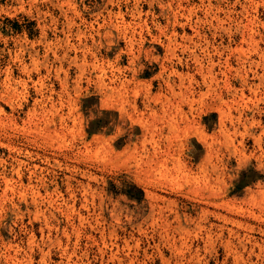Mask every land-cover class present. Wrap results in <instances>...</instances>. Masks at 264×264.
<instances>
[{"label": "rangeland", "instance_id": "374dc122", "mask_svg": "<svg viewBox=\"0 0 264 264\" xmlns=\"http://www.w3.org/2000/svg\"><path fill=\"white\" fill-rule=\"evenodd\" d=\"M263 57L264 0H0V264H264Z\"/></svg>", "mask_w": 264, "mask_h": 264}, {"label": "bare ground", "instance_id": "6f19581e", "mask_svg": "<svg viewBox=\"0 0 264 264\" xmlns=\"http://www.w3.org/2000/svg\"><path fill=\"white\" fill-rule=\"evenodd\" d=\"M210 1V0H209ZM218 3V2H217ZM237 4V3H236ZM151 6V5H150ZM183 6V5H182ZM203 13V12H202ZM68 16V15H67ZM188 24V23H187ZM134 25V24H133ZM140 26V25H139ZM243 29V28H242ZM131 30V29H130ZM98 31V30H97ZM198 31V30H197ZM218 33V32H217ZM216 33V34H217ZM244 33V32H243ZM162 34V33H161ZM203 34V33H202ZM90 36H92V35H90ZM134 37V36H133ZM139 37V36H138ZM156 40V39H155ZM222 41V40H221ZM263 42V41H262ZM209 44V43H208ZM248 45V44H247ZM75 46V45H74ZM127 46V45H126ZM215 46V45H214ZM259 47V46H258ZM246 49V48H245ZM83 50V49H82ZM87 51V50H86ZM167 51V50H166ZM248 53V52H247ZM259 54V53H258ZM205 55V54H204ZM259 57V56H258ZM193 58V57H192ZM212 58V57H211ZM264 58V57H263ZM258 62V61H257ZM239 63V62H238ZM248 64V63H247ZM204 66V65H203ZM254 66V65H253ZM251 67V66H250ZM248 71V70H247ZM225 72V71H224ZM254 76V75H253ZM97 78V77H96ZM115 78V77H114ZM113 78V79H114ZM241 78V77H240ZM229 84V83H228Z\"/></svg>", "mask_w": 264, "mask_h": 264}]
</instances>
